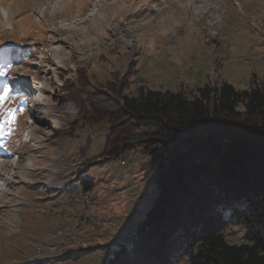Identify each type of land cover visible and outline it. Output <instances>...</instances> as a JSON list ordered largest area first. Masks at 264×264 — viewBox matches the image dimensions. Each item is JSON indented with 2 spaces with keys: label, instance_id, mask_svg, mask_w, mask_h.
<instances>
[{
  "label": "rangeland",
  "instance_id": "obj_1",
  "mask_svg": "<svg viewBox=\"0 0 264 264\" xmlns=\"http://www.w3.org/2000/svg\"><path fill=\"white\" fill-rule=\"evenodd\" d=\"M0 71L28 90L0 101V264H103L155 190L138 151L110 154L102 95L248 88L264 76V0H0Z\"/></svg>",
  "mask_w": 264,
  "mask_h": 264
},
{
  "label": "trees",
  "instance_id": "obj_2",
  "mask_svg": "<svg viewBox=\"0 0 264 264\" xmlns=\"http://www.w3.org/2000/svg\"><path fill=\"white\" fill-rule=\"evenodd\" d=\"M102 96L118 139L110 154L138 151L155 190L103 264H264V76L190 96L140 86L114 106ZM231 227L239 243L226 240Z\"/></svg>",
  "mask_w": 264,
  "mask_h": 264
},
{
  "label": "bare ground",
  "instance_id": "obj_3",
  "mask_svg": "<svg viewBox=\"0 0 264 264\" xmlns=\"http://www.w3.org/2000/svg\"><path fill=\"white\" fill-rule=\"evenodd\" d=\"M62 2V1H61ZM60 5V2L59 1H53L51 4L49 3L48 4V8H49V13H51L52 11H55ZM46 6V5H45ZM44 4L41 3V2H38L36 4V10L39 12V13H42L44 12ZM18 61V60H17ZM16 83V81H15ZM6 166V159H4V157H1L0 158V175L2 173V170L4 169V167Z\"/></svg>",
  "mask_w": 264,
  "mask_h": 264
},
{
  "label": "snow or ice",
  "instance_id": "obj_4",
  "mask_svg": "<svg viewBox=\"0 0 264 264\" xmlns=\"http://www.w3.org/2000/svg\"><path fill=\"white\" fill-rule=\"evenodd\" d=\"M9 67H10V65H9ZM4 74L5 73L3 71H0V75H4ZM8 92H9V89H8L7 85L5 84L3 86V92L0 93V101H3L4 99L7 98ZM6 111L8 112L9 115H11L13 110L12 109H7ZM21 111H22V109H21ZM9 131H11V129H9Z\"/></svg>",
  "mask_w": 264,
  "mask_h": 264
},
{
  "label": "crops",
  "instance_id": "obj_5",
  "mask_svg": "<svg viewBox=\"0 0 264 264\" xmlns=\"http://www.w3.org/2000/svg\"><path fill=\"white\" fill-rule=\"evenodd\" d=\"M82 4H83V2H81V4H79L78 8H81L82 7Z\"/></svg>",
  "mask_w": 264,
  "mask_h": 264
}]
</instances>
